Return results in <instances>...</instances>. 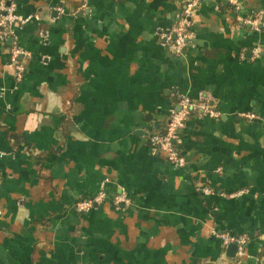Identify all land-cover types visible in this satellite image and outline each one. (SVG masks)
I'll list each match as a JSON object with an SVG mask.
<instances>
[{
  "label": "crops",
  "instance_id": "1",
  "mask_svg": "<svg viewBox=\"0 0 264 264\" xmlns=\"http://www.w3.org/2000/svg\"><path fill=\"white\" fill-rule=\"evenodd\" d=\"M6 1L41 20L0 42V264H264V29L238 20L264 22V0H204L182 55L161 34L184 0ZM201 92L220 117L188 121L178 168L150 135ZM225 234L248 237L243 257Z\"/></svg>",
  "mask_w": 264,
  "mask_h": 264
},
{
  "label": "built area",
  "instance_id": "2",
  "mask_svg": "<svg viewBox=\"0 0 264 264\" xmlns=\"http://www.w3.org/2000/svg\"><path fill=\"white\" fill-rule=\"evenodd\" d=\"M204 0H184L183 8L177 23L167 33L161 34L162 45L167 51L174 55H182L188 45L194 40L195 33L193 31L194 17L197 9ZM236 11L241 10L239 0H225ZM262 16L259 15L255 19L239 18L244 25H248L256 31L264 29ZM39 15L24 16L18 13L17 6L6 0L0 1V42H5L15 38V31L19 27H23L32 22L40 21ZM43 38H47L44 32L41 33ZM262 50L257 47L252 52V58L257 59L261 56ZM31 58L28 51L23 49L17 43H14L10 51V65L15 69V78L17 82H21L27 71V60ZM213 97L210 93L201 92L196 99L188 96L181 97L177 107L173 108L169 114L168 125L163 134H152L150 140L154 149L164 153L168 161L175 167L184 168L187 165L186 157L179 148L180 132L186 127V124L192 117L217 119L220 113L213 106ZM240 117L248 120L257 119L254 114H241ZM5 154L0 152V158ZM108 182V181H107ZM204 194L210 195V189H204ZM244 194L240 191L231 195L237 197ZM108 199V193L104 188L92 199H86L76 204L75 209L78 213L84 214L91 212L96 206L103 204ZM114 206L130 205L131 200L126 191H122L112 200ZM1 214V209H0ZM223 245H238L237 257L245 255V247L248 243L246 236H233L230 234L222 235Z\"/></svg>",
  "mask_w": 264,
  "mask_h": 264
},
{
  "label": "water",
  "instance_id": "3",
  "mask_svg": "<svg viewBox=\"0 0 264 264\" xmlns=\"http://www.w3.org/2000/svg\"><path fill=\"white\" fill-rule=\"evenodd\" d=\"M10 41H12V40H10ZM228 250L231 252L230 257L235 258L237 251H238V245L237 244H231L228 246Z\"/></svg>",
  "mask_w": 264,
  "mask_h": 264
},
{
  "label": "trees",
  "instance_id": "4",
  "mask_svg": "<svg viewBox=\"0 0 264 264\" xmlns=\"http://www.w3.org/2000/svg\"><path fill=\"white\" fill-rule=\"evenodd\" d=\"M165 131V130H164ZM164 131L162 132V133H159V134H163L164 133Z\"/></svg>",
  "mask_w": 264,
  "mask_h": 264
}]
</instances>
